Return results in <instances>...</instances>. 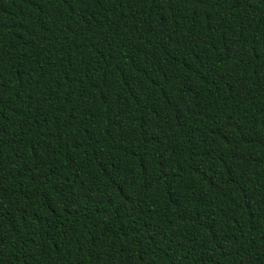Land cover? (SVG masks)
Instances as JSON below:
<instances>
[{"label": "trees", "instance_id": "obj_1", "mask_svg": "<svg viewBox=\"0 0 264 264\" xmlns=\"http://www.w3.org/2000/svg\"><path fill=\"white\" fill-rule=\"evenodd\" d=\"M0 264H264V0H0Z\"/></svg>", "mask_w": 264, "mask_h": 264}]
</instances>
